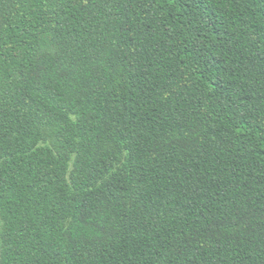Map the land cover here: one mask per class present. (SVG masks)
<instances>
[{
    "label": "trees",
    "instance_id": "trees-1",
    "mask_svg": "<svg viewBox=\"0 0 264 264\" xmlns=\"http://www.w3.org/2000/svg\"><path fill=\"white\" fill-rule=\"evenodd\" d=\"M0 264H264V0H0Z\"/></svg>",
    "mask_w": 264,
    "mask_h": 264
}]
</instances>
